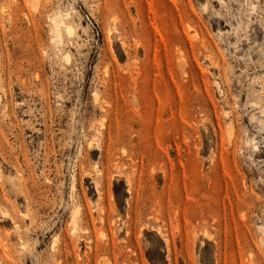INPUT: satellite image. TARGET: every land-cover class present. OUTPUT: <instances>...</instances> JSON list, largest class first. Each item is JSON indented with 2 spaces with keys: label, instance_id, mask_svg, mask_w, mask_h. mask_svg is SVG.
<instances>
[{
  "label": "rangeland",
  "instance_id": "rangeland-1",
  "mask_svg": "<svg viewBox=\"0 0 264 264\" xmlns=\"http://www.w3.org/2000/svg\"><path fill=\"white\" fill-rule=\"evenodd\" d=\"M106 259L264 264V0H0V264Z\"/></svg>",
  "mask_w": 264,
  "mask_h": 264
},
{
  "label": "bare ground",
  "instance_id": "bare-ground-1",
  "mask_svg": "<svg viewBox=\"0 0 264 264\" xmlns=\"http://www.w3.org/2000/svg\"><path fill=\"white\" fill-rule=\"evenodd\" d=\"M59 19H60V18H59ZM62 20H63V19H62ZM58 22H60V20H58ZM62 22H63V21H62ZM60 23H61V22H60ZM58 26H59V25H58ZM59 27H60V26H59ZM68 28H69V26H68ZM69 29H70V28H69ZM3 213H5V212H3ZM74 213H76V212H74ZM74 215H75V214H74ZM104 261L106 262V261H107V259H106V260H104ZM104 261H103V262H104ZM105 262H104V263H105ZM106 264H107V262H106Z\"/></svg>",
  "mask_w": 264,
  "mask_h": 264
}]
</instances>
